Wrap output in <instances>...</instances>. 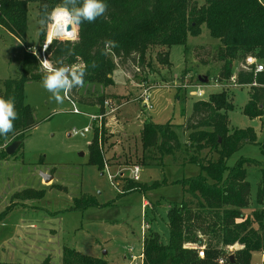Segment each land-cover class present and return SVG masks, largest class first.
Here are the masks:
<instances>
[{
  "label": "rangeland",
  "instance_id": "374dc122",
  "mask_svg": "<svg viewBox=\"0 0 264 264\" xmlns=\"http://www.w3.org/2000/svg\"><path fill=\"white\" fill-rule=\"evenodd\" d=\"M203 1L197 0L198 4ZM260 1L264 4V0ZM27 8V32L23 42L0 25V81L20 76L24 49L42 51L47 37H51L54 16L61 9L54 8L42 23L37 18L36 2H29ZM70 23L76 33V25ZM39 28L45 30L42 42L38 38ZM62 36L50 39L60 42L73 37ZM217 45L218 40L202 25L198 35L187 37L185 46L174 44L168 48L169 66L157 62L158 46L149 48L147 60L152 63L144 64V70L138 73L131 71L130 64L113 57L112 85L86 82L78 89L81 96L104 94L107 102L111 100L103 117L96 105L77 99H72V103L65 93L63 102L57 103L41 86V79L25 82L24 101L36 124L24 136L14 155L5 156L1 152L9 143L0 145V213L12 204L0 218V264H61L63 246L104 258L110 264H141L138 255L146 233L153 230L158 232L162 242L168 240V205L179 202L183 195L180 184L174 180L198 173L197 165L189 162L191 156L209 158L211 155L207 150L197 152L187 142L188 131L184 125L194 101L221 90V83L215 81L221 64L216 56ZM250 55L253 56L248 53L234 60L232 73L243 68L241 62ZM203 76L207 78L205 83L199 80ZM186 84L189 86H184ZM224 85L233 103V108L227 111L229 127L250 126L257 141H263L264 115L250 118L243 113L249 85L231 79ZM146 89L150 108L144 106L141 97ZM197 90H201L200 95L195 94ZM146 96L144 94V100ZM74 108L78 113L72 112ZM100 119L110 134L103 146L102 170L88 163L87 146L92 126H100ZM146 121L171 122L181 149L163 156L159 163L141 164L139 133ZM85 127L89 128L88 132L83 131ZM239 156L264 159L257 144L242 146L230 156L228 164ZM135 165L140 168L138 179L131 177ZM246 169L250 194L249 204L242 211L248 215L260 208L264 219V198L260 203L255 198L260 171L257 166ZM42 172L52 179L44 181ZM126 178L142 187L156 185L120 195ZM53 184H59L64 190L52 187ZM82 194L91 195L99 205L72 208L73 199ZM235 248H239L237 243L228 250ZM131 254L137 257L132 258ZM263 261L261 250L251 253L250 264H264Z\"/></svg>",
  "mask_w": 264,
  "mask_h": 264
},
{
  "label": "trees",
  "instance_id": "16d2710c",
  "mask_svg": "<svg viewBox=\"0 0 264 264\" xmlns=\"http://www.w3.org/2000/svg\"><path fill=\"white\" fill-rule=\"evenodd\" d=\"M29 2H36L37 18L44 23L54 8L63 6L64 0H0V25L21 42L26 37ZM106 3L104 14L94 21L73 22L76 33L72 25L73 35H63L73 36L71 40L48 44L45 54L52 67L87 65L85 83L109 86L113 84V57L130 64L131 71L138 73L144 70V64L150 66L152 63L147 60L149 48L158 46L157 62L169 66L168 48L174 44L185 46L187 37L198 35L202 25L218 40L216 56L221 62L215 77V81L221 83V90L194 101L184 125L188 131L187 142L197 152L207 150L211 155L209 158L191 156L189 162L197 165L198 173L174 180L180 184L183 195L179 202L168 205V240L162 242L158 232L153 230L146 233L141 264H221L224 261L226 264H250L251 253L263 250L264 220L260 208L248 215L242 211L249 204L250 194L246 167L257 166L260 171L255 195L260 203L264 198V159L239 156L231 165L228 159L245 144H257L264 154V140L257 141L250 126L229 127L227 111L233 108V103L226 95L224 84L232 76L234 82L248 84V100L243 113L250 118L264 115V4L260 0H204L201 4L197 0H106ZM38 38L39 42L45 38L44 28H39ZM248 53L261 61L262 70L255 72L254 65L246 64L243 59V68L232 73L233 61ZM21 59L20 76L0 81V97L12 99L17 113L13 130L0 135V145L14 140L21 145L24 136L36 124L24 101L23 86L29 80L41 79L45 71L28 50H23ZM79 88L69 90L67 98L97 105L103 117L104 102L108 100L105 95L81 96ZM102 119L100 126H92L87 145L88 163L99 170L105 164L103 146L110 136ZM139 136L141 164L159 163L163 156L181 149L171 122L146 121ZM1 152L7 156L5 148ZM123 182L120 195L156 185L142 187L129 178ZM52 187L64 190L59 184ZM91 205L99 203L91 195L82 194L73 199L72 208L85 209ZM11 206L0 213V218ZM235 243L239 248L228 250ZM200 247L203 256L198 255ZM61 264L110 263L63 246Z\"/></svg>",
  "mask_w": 264,
  "mask_h": 264
},
{
  "label": "clouds",
  "instance_id": "9594fccd",
  "mask_svg": "<svg viewBox=\"0 0 264 264\" xmlns=\"http://www.w3.org/2000/svg\"><path fill=\"white\" fill-rule=\"evenodd\" d=\"M107 7L106 0H64L63 6L56 13L66 23L81 21L92 22L104 14ZM87 65L75 67H52L45 65L46 71L41 78V86L57 103H62L69 90L84 86V75ZM17 118L12 99L0 97V135L13 130V121Z\"/></svg>",
  "mask_w": 264,
  "mask_h": 264
},
{
  "label": "built area",
  "instance_id": "2783aa9c",
  "mask_svg": "<svg viewBox=\"0 0 264 264\" xmlns=\"http://www.w3.org/2000/svg\"><path fill=\"white\" fill-rule=\"evenodd\" d=\"M56 36L53 35L52 38H55ZM51 38V39H52ZM51 39H49L47 37V40L46 42L44 43V46L42 47V51L38 50V53L36 51H33L31 50L30 48H28V51L31 52L32 54H34L36 56V58L38 59L39 61V64L41 65L40 68L42 69V71H46V68H45V65H49V66H52L51 63L49 62L48 58L45 56V50H46V47L48 46L49 42H51ZM245 62L246 64H253L254 65V71L257 72V71H261L262 70V64H258L257 63V59L255 56H247V58H245ZM232 81L234 82V76L231 77ZM184 86H189V84H186ZM190 86H195V87H199L200 85H191ZM147 89L146 90H143V93L141 95L142 99H143V103H144V106H148L149 108L151 107V104L150 102L148 101V97L146 96L147 94ZM144 94L146 96V99L144 100ZM195 94L197 95H200L201 94V90H197L195 91ZM65 95L67 96V94L65 93ZM105 106L111 104L110 101L107 102V100L104 102ZM74 113H78V110L76 108L73 109ZM93 119L96 118V116H91ZM89 128L85 127L84 128V132H88ZM139 172H140V168L138 165H135L133 166L132 170H131V177L133 179H138L139 178ZM148 225L147 224H144V227H147ZM142 232L144 233V229L142 230ZM232 246V245H231ZM231 246H229L228 248H230ZM198 255L199 256H203V251H202V248L200 247V249L198 250ZM139 257H141V260H142V257H143V254H142V247H141V252L140 254L138 255ZM131 257L132 258H135L137 257L136 255H133L131 254ZM220 262H223V259H220Z\"/></svg>",
  "mask_w": 264,
  "mask_h": 264
},
{
  "label": "bare ground",
  "instance_id": "6f19581e",
  "mask_svg": "<svg viewBox=\"0 0 264 264\" xmlns=\"http://www.w3.org/2000/svg\"><path fill=\"white\" fill-rule=\"evenodd\" d=\"M53 21H54V24L52 25L53 28H51V33H50L51 37L53 35H55L57 37V36L67 35V34H71L72 33V28L69 31L65 29L66 25L67 24L71 25V23L64 22L61 16L56 14L54 16V20Z\"/></svg>",
  "mask_w": 264,
  "mask_h": 264
},
{
  "label": "water",
  "instance_id": "95a60500",
  "mask_svg": "<svg viewBox=\"0 0 264 264\" xmlns=\"http://www.w3.org/2000/svg\"><path fill=\"white\" fill-rule=\"evenodd\" d=\"M66 30H70L71 29V25L70 24H67L66 27H65ZM199 80L201 82H206L207 81V78L206 76H203V78L199 77ZM20 145V141L18 140H14L12 142H10L6 147H5V152L7 155H11L13 154L16 149L19 147ZM41 177L43 178L44 181H49L50 179H52V176L47 174V173H41Z\"/></svg>",
  "mask_w": 264,
  "mask_h": 264
},
{
  "label": "crops",
  "instance_id": "0c3cea01",
  "mask_svg": "<svg viewBox=\"0 0 264 264\" xmlns=\"http://www.w3.org/2000/svg\"><path fill=\"white\" fill-rule=\"evenodd\" d=\"M95 107H97L98 108V106L96 105ZM99 110V109H98ZM99 112V111H98ZM144 201L145 200H143V204H144ZM264 220V219H263ZM264 242V241H263ZM236 249V248H235ZM261 259L263 260L264 259V248H263V250L261 251ZM264 262V261H263Z\"/></svg>",
  "mask_w": 264,
  "mask_h": 264
}]
</instances>
